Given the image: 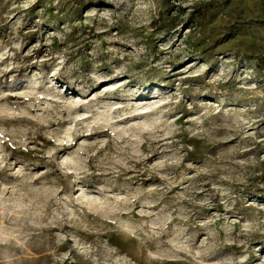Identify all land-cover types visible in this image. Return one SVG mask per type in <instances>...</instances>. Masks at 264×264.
Returning <instances> with one entry per match:
<instances>
[{"label": "rangeland", "instance_id": "1", "mask_svg": "<svg viewBox=\"0 0 264 264\" xmlns=\"http://www.w3.org/2000/svg\"><path fill=\"white\" fill-rule=\"evenodd\" d=\"M0 264H264V0H0Z\"/></svg>", "mask_w": 264, "mask_h": 264}]
</instances>
